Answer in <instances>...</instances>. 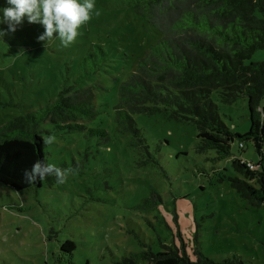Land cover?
Segmentation results:
<instances>
[{"label":"rangeland","instance_id":"obj_1","mask_svg":"<svg viewBox=\"0 0 264 264\" xmlns=\"http://www.w3.org/2000/svg\"><path fill=\"white\" fill-rule=\"evenodd\" d=\"M78 31L64 47L58 37L38 41L43 27L25 19L0 42V127L90 71L89 52L96 51V62L102 58L95 46L107 55L85 80L95 86L97 111L86 126L105 129L107 139L86 131L44 134L47 162L67 171L66 181L22 191L0 184V264H116L148 248L179 247L177 230L191 262L197 249L212 264H264V207H252L229 181L242 178L234 158L257 163L252 142L240 149L234 140L231 156L217 160L213 150L197 151L193 123L163 111L135 113L144 148L131 132L117 128L114 106L119 84L161 34L120 0H95L91 19ZM249 62H264V49ZM211 98L231 132L248 131L245 98L223 103L215 91ZM50 136L52 144L46 143ZM152 193L160 200L142 208ZM66 240L75 243L69 255L61 250Z\"/></svg>","mask_w":264,"mask_h":264},{"label":"trees","instance_id":"obj_2","mask_svg":"<svg viewBox=\"0 0 264 264\" xmlns=\"http://www.w3.org/2000/svg\"><path fill=\"white\" fill-rule=\"evenodd\" d=\"M120 1L160 33L161 38L117 88V128L131 132L147 148L132 115L168 112L175 120L193 123L197 151L213 150L217 160L231 156L234 140L251 141L258 155L257 163L252 162L255 168L249 169L241 163L243 159L234 158L231 164L242 178L229 181L252 207H264V62L247 63L254 52L264 49V0ZM95 47L102 58L96 62V51L89 52L87 58L93 64L90 71L59 90L53 100L0 127V184L22 191L56 181L54 175L35 183L24 178V172L36 161L48 163L44 134L86 131L89 136L107 139L105 129L86 126L97 111L95 86L85 85V80L107 60L103 48ZM213 91L223 103L230 104L239 97L246 99L250 122L246 133H233L224 124L211 98ZM158 199L152 193L143 201L142 208H154ZM177 237L179 247L162 245L159 252L148 248L115 263L212 264L197 249L193 250L196 261L191 262L178 230ZM74 249L75 243L70 240L61 246L68 255Z\"/></svg>","mask_w":264,"mask_h":264},{"label":"clouds","instance_id":"obj_3","mask_svg":"<svg viewBox=\"0 0 264 264\" xmlns=\"http://www.w3.org/2000/svg\"><path fill=\"white\" fill-rule=\"evenodd\" d=\"M8 7L0 8V42L8 33L15 32L25 19L29 24L43 27L38 41L48 42L59 38L64 47L70 46L80 34L78 29L86 24L95 8V0H5ZM55 34V36H54ZM55 137H48L46 143L52 144ZM68 171H71L70 169ZM54 175L57 183L63 184L67 171L52 163L36 161L30 170L24 172L25 181L35 183Z\"/></svg>","mask_w":264,"mask_h":264},{"label":"built area","instance_id":"obj_4","mask_svg":"<svg viewBox=\"0 0 264 264\" xmlns=\"http://www.w3.org/2000/svg\"><path fill=\"white\" fill-rule=\"evenodd\" d=\"M239 147L243 148V144L239 143ZM242 162H244L249 169H254L255 168V165L253 163H251V162H248L246 160H241V163Z\"/></svg>","mask_w":264,"mask_h":264}]
</instances>
